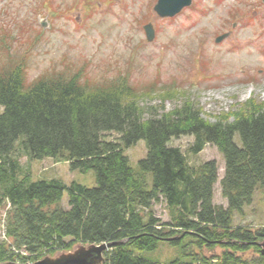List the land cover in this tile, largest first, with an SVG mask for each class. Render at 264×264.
Segmentation results:
<instances>
[{
  "label": "trees",
  "instance_id": "trees-1",
  "mask_svg": "<svg viewBox=\"0 0 264 264\" xmlns=\"http://www.w3.org/2000/svg\"><path fill=\"white\" fill-rule=\"evenodd\" d=\"M107 134L117 137L106 140ZM183 135L193 136L190 153L210 144L221 154L226 208L213 204L216 162L192 166L169 145ZM140 140L146 155L135 169L124 149ZM17 145L31 160L61 158L71 170H92L95 185L32 179L14 156ZM257 188L264 202V109L208 123L184 103L144 118L125 78L92 84L78 71L28 82L20 64L0 66V207L6 208L0 264L112 243L103 264H158L138 253L155 250L159 242L180 245L188 258L170 264H264V224L232 225L233 214L251 204ZM159 203L167 207L168 221L155 215ZM215 248L222 251L214 254Z\"/></svg>",
  "mask_w": 264,
  "mask_h": 264
},
{
  "label": "rangeland",
  "instance_id": "rangeland-1",
  "mask_svg": "<svg viewBox=\"0 0 264 264\" xmlns=\"http://www.w3.org/2000/svg\"><path fill=\"white\" fill-rule=\"evenodd\" d=\"M155 2L0 0V66L20 64L28 82L45 73L78 71L92 84L125 78L144 118L169 114L184 103L196 107L208 123L231 122L251 108L264 109V0H192L189 8L171 19L156 15L152 9ZM37 15H48L49 29L38 25ZM147 23L155 30L151 42L145 40L143 32ZM227 32L228 38L215 43L217 36ZM165 93L170 96H159ZM116 137L107 134L106 140ZM192 143L191 135L169 141L192 166L216 162L213 204L226 208L219 187L224 167L221 154L210 144L192 154ZM124 154L137 169V162L146 155L145 142L138 141L124 149ZM14 156L21 170L34 180L55 179L66 185L76 182L87 188L95 185L92 170H71L65 159L31 160L19 145ZM61 204L67 207L66 194ZM5 209L0 207V241L5 240ZM153 210L162 221L169 220L165 204H156ZM263 224L264 202L257 188L251 204L233 214L232 225L254 229ZM221 251L215 248L212 253ZM138 254L158 264L188 261L180 245L166 242Z\"/></svg>",
  "mask_w": 264,
  "mask_h": 264
},
{
  "label": "water",
  "instance_id": "water-1",
  "mask_svg": "<svg viewBox=\"0 0 264 264\" xmlns=\"http://www.w3.org/2000/svg\"><path fill=\"white\" fill-rule=\"evenodd\" d=\"M192 0H157V3L153 7L154 12L160 18L173 17L178 14L183 8L190 6ZM38 23L41 27L48 29L49 24L47 19H41L38 17ZM145 38L147 42H151L154 39L155 33L151 24H146L143 27ZM228 34L221 35L215 39L216 43H219ZM112 244H89V245H77L72 250L67 252H61L54 256H45L33 263L24 264H103V254ZM261 254L264 255V243H260ZM1 264H19L13 262H5Z\"/></svg>",
  "mask_w": 264,
  "mask_h": 264
}]
</instances>
